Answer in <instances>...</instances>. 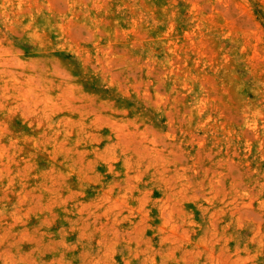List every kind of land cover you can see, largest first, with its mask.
Segmentation results:
<instances>
[{
    "label": "rangeland",
    "instance_id": "rangeland-1",
    "mask_svg": "<svg viewBox=\"0 0 264 264\" xmlns=\"http://www.w3.org/2000/svg\"><path fill=\"white\" fill-rule=\"evenodd\" d=\"M0 264H264V0H0Z\"/></svg>",
    "mask_w": 264,
    "mask_h": 264
}]
</instances>
